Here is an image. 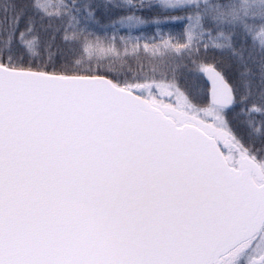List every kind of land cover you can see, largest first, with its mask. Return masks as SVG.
I'll return each instance as SVG.
<instances>
[{"label":"snow or ice","instance_id":"1","mask_svg":"<svg viewBox=\"0 0 264 264\" xmlns=\"http://www.w3.org/2000/svg\"><path fill=\"white\" fill-rule=\"evenodd\" d=\"M0 264H264V0H0Z\"/></svg>","mask_w":264,"mask_h":264}]
</instances>
